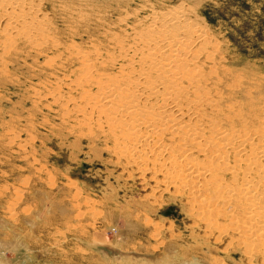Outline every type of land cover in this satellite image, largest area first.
<instances>
[{
	"label": "rangeland",
	"instance_id": "1",
	"mask_svg": "<svg viewBox=\"0 0 264 264\" xmlns=\"http://www.w3.org/2000/svg\"><path fill=\"white\" fill-rule=\"evenodd\" d=\"M17 4L49 25L10 42L0 30V264H264L228 230L230 217L199 220L187 196L138 173L128 161L141 156H127L117 130L118 106L157 115L154 96L131 93L144 43L134 29L152 9L175 10L205 35L191 82L208 88L218 118L231 106L264 118V0H2L0 18H24ZM163 139L185 146L168 130Z\"/></svg>",
	"mask_w": 264,
	"mask_h": 264
},
{
	"label": "bare ground",
	"instance_id": "2",
	"mask_svg": "<svg viewBox=\"0 0 264 264\" xmlns=\"http://www.w3.org/2000/svg\"><path fill=\"white\" fill-rule=\"evenodd\" d=\"M11 11L18 14L23 12L24 18H0V30L6 33L7 42L21 32L26 36L34 35L38 31L32 26L34 24L49 25L41 14L35 13V10L27 13L19 4ZM148 17L143 27L136 28L137 25L134 26L136 29L133 28L134 34L141 35L140 40L144 43L135 49L130 61L142 52L131 93L138 91L135 101L144 95L147 98L154 96L157 115L143 116L129 107L118 106L120 117L117 130L120 139L125 138L127 141L124 147L127 156H141L137 162L132 158L128 162L140 174L156 173L161 176L165 189L172 186L169 189L173 193L187 196L190 202L185 201L192 203L190 209L197 219L201 215L209 216L210 224L213 225L219 214L223 218L230 217L228 230L239 232L244 247L251 243V248L257 247L253 249L259 254L260 261L264 262V118L256 119L257 116L252 112H244L239 116L235 106L224 109L218 118L219 115L213 110L217 108L216 101L206 92L208 88L205 90L202 84L191 82V77L195 76L196 81V77L201 75L196 61L206 41L205 35L175 10L161 14L152 9ZM134 43H129L128 52L134 49ZM40 44L35 43L37 48L42 46ZM143 64L150 65L148 74L142 72ZM112 81L108 79L100 88L101 91L112 94L117 89ZM126 90L124 87L123 91ZM84 96H88L86 91L82 92V100ZM70 100L69 104L72 103ZM96 102L101 108L105 107L103 98ZM72 107L78 112L75 113L78 123L90 124V113H84L73 104ZM105 128L111 133L115 130L110 124ZM166 130L172 132L185 146L175 147L163 139ZM172 150L181 152L180 156H184V160L175 158L177 156L172 154ZM230 152L234 154L229 155ZM214 210L215 213L219 211L214 214L215 217Z\"/></svg>",
	"mask_w": 264,
	"mask_h": 264
}]
</instances>
